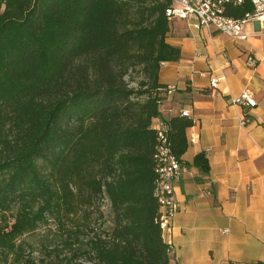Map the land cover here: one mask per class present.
<instances>
[{
  "label": "trees",
  "instance_id": "1",
  "mask_svg": "<svg viewBox=\"0 0 264 264\" xmlns=\"http://www.w3.org/2000/svg\"><path fill=\"white\" fill-rule=\"evenodd\" d=\"M168 6L167 0H0L2 262L35 264L15 242L50 218L64 230L60 244L70 261L171 264L154 196L152 128L167 90L158 69L180 58L166 42ZM251 10L245 3L227 15L242 20ZM133 73L140 75L135 86ZM162 124L183 162L192 119ZM193 166L209 174L205 154ZM103 200L106 235L90 223ZM79 209L88 224L66 227ZM50 250L49 261L38 264H62V250Z\"/></svg>",
  "mask_w": 264,
  "mask_h": 264
},
{
  "label": "crops",
  "instance_id": "2",
  "mask_svg": "<svg viewBox=\"0 0 264 264\" xmlns=\"http://www.w3.org/2000/svg\"><path fill=\"white\" fill-rule=\"evenodd\" d=\"M243 34L240 41L182 20L170 23L166 42L180 58L158 69V82L172 91L163 94L152 128L175 116L193 121L175 183L177 212L163 235L171 264H264V34L255 21ZM249 56L254 69L246 65ZM211 78L218 79L214 91ZM245 89L253 108L231 102ZM201 153L207 176L193 166Z\"/></svg>",
  "mask_w": 264,
  "mask_h": 264
},
{
  "label": "built area",
  "instance_id": "3",
  "mask_svg": "<svg viewBox=\"0 0 264 264\" xmlns=\"http://www.w3.org/2000/svg\"><path fill=\"white\" fill-rule=\"evenodd\" d=\"M174 8L170 10L169 16L173 20H182L188 24L191 29H207L223 34L234 40H245L246 35L243 34V27L249 21H255L259 25V30L264 34V0H173ZM248 3L252 10L245 14V20H235L228 16L227 12L231 9ZM246 65L250 69H254L257 65L256 60L249 56ZM211 90L214 91L218 87V79L211 78ZM172 88L169 87L166 93H171ZM234 105H238L244 109L256 106L253 94L249 89H245L240 95L232 99ZM157 131V162L158 175L164 179V189L159 194L162 199L163 212L162 220H164L163 235L170 231V223L177 212L174 202V189L176 181L184 172V165L172 153L171 148L165 137V126L162 124ZM227 232V231H224ZM243 264V263H239Z\"/></svg>",
  "mask_w": 264,
  "mask_h": 264
},
{
  "label": "rangeland",
  "instance_id": "4",
  "mask_svg": "<svg viewBox=\"0 0 264 264\" xmlns=\"http://www.w3.org/2000/svg\"><path fill=\"white\" fill-rule=\"evenodd\" d=\"M132 78L133 80H131L132 82H130L131 86H135L137 81L140 80V75H138V73H133ZM92 212L93 213L90 223L96 226L97 232H99L101 235H106L108 233L107 227L110 226V214L107 201L103 200L100 203L96 204V207ZM84 216L85 210L79 209L77 211V214L73 216L72 221L69 222L68 220L69 224H66V227L70 226L71 224H75V222H77V224L81 226L83 223L87 225L88 222H84ZM45 217L47 218V216ZM9 222L13 223L12 220ZM47 222L48 223L46 225H40L34 232L24 233L23 236H21L15 242L16 245L19 243L22 244L26 257H29V259L32 260L35 264L41 263V261L47 263L49 261V257L47 256L45 251H53L50 249L58 246L59 249L62 250V253L59 254V260L62 259V264H86L83 258H79L75 261H70V259L66 258L69 257V252L66 249L62 248L63 245L60 244V242L63 240V238L61 237V233L64 232V230H59L58 222L56 221V219L49 218ZM72 229L74 228L72 227ZM48 247L49 250L47 249ZM11 261L12 260L10 257L7 262H2L0 259V264H13Z\"/></svg>",
  "mask_w": 264,
  "mask_h": 264
},
{
  "label": "bare ground",
  "instance_id": "5",
  "mask_svg": "<svg viewBox=\"0 0 264 264\" xmlns=\"http://www.w3.org/2000/svg\"><path fill=\"white\" fill-rule=\"evenodd\" d=\"M167 1L169 2V6L165 10V15L166 16H169L170 10H172V8H174V1L173 0H167ZM242 20H245V17ZM157 150H158V143L156 142L155 153H154V160H155V157H157ZM154 173H155L154 196L156 197L157 202L159 204V208H160L159 211H160V215H161V219H162L163 203H162V199L159 198V194L158 193H162V191L164 189V179H163V177H161V176L158 175L157 162H155ZM162 221H163V225H164V220H162Z\"/></svg>",
  "mask_w": 264,
  "mask_h": 264
}]
</instances>
